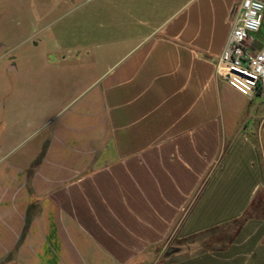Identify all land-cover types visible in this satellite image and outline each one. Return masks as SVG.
I'll return each instance as SVG.
<instances>
[{
	"label": "crops",
	"instance_id": "obj_1",
	"mask_svg": "<svg viewBox=\"0 0 264 264\" xmlns=\"http://www.w3.org/2000/svg\"><path fill=\"white\" fill-rule=\"evenodd\" d=\"M240 1L52 0L106 25L61 56L33 150L0 155V264H264V93L216 70ZM17 3L47 4L0 19Z\"/></svg>",
	"mask_w": 264,
	"mask_h": 264
},
{
	"label": "rangeland",
	"instance_id": "obj_2",
	"mask_svg": "<svg viewBox=\"0 0 264 264\" xmlns=\"http://www.w3.org/2000/svg\"><path fill=\"white\" fill-rule=\"evenodd\" d=\"M46 2L26 6V10L17 3L15 11L11 7L9 20L0 19V41L10 47V52L0 50V155L33 150L59 112L60 102L71 95L60 83V78L68 76L59 69L61 56L73 55L72 49L79 43L93 44V38L84 36L88 24L96 31L99 25H106L100 3L79 9L66 4L56 9L52 0ZM3 11L1 5L0 13ZM89 12L99 16L89 21ZM261 30L263 34L264 22Z\"/></svg>",
	"mask_w": 264,
	"mask_h": 264
},
{
	"label": "built area",
	"instance_id": "obj_3",
	"mask_svg": "<svg viewBox=\"0 0 264 264\" xmlns=\"http://www.w3.org/2000/svg\"><path fill=\"white\" fill-rule=\"evenodd\" d=\"M263 17L264 0H241L239 18L216 64L217 72L247 95L264 93V47L256 50L252 41Z\"/></svg>",
	"mask_w": 264,
	"mask_h": 264
}]
</instances>
